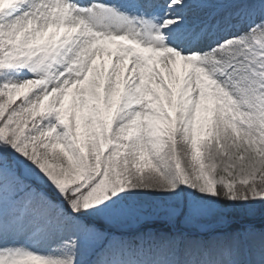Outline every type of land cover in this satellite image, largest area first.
Here are the masks:
<instances>
[{
	"label": "snow or ice",
	"instance_id": "6c2138e0",
	"mask_svg": "<svg viewBox=\"0 0 264 264\" xmlns=\"http://www.w3.org/2000/svg\"><path fill=\"white\" fill-rule=\"evenodd\" d=\"M0 264H264V0H0Z\"/></svg>",
	"mask_w": 264,
	"mask_h": 264
},
{
	"label": "rangeland",
	"instance_id": "374dc122",
	"mask_svg": "<svg viewBox=\"0 0 264 264\" xmlns=\"http://www.w3.org/2000/svg\"><path fill=\"white\" fill-rule=\"evenodd\" d=\"M105 60H107L106 58H104Z\"/></svg>",
	"mask_w": 264,
	"mask_h": 264
}]
</instances>
